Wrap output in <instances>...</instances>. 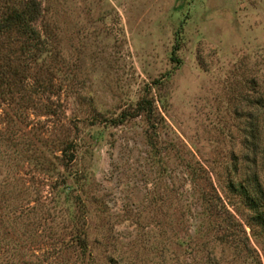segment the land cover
I'll return each instance as SVG.
<instances>
[{
  "label": "rangeland",
  "instance_id": "374dc122",
  "mask_svg": "<svg viewBox=\"0 0 264 264\" xmlns=\"http://www.w3.org/2000/svg\"><path fill=\"white\" fill-rule=\"evenodd\" d=\"M35 2L0 28V264H81L85 233V264L264 260L229 187L264 202V0Z\"/></svg>",
  "mask_w": 264,
  "mask_h": 264
},
{
  "label": "trees",
  "instance_id": "16d2710c",
  "mask_svg": "<svg viewBox=\"0 0 264 264\" xmlns=\"http://www.w3.org/2000/svg\"><path fill=\"white\" fill-rule=\"evenodd\" d=\"M36 0H30L28 2L25 3L24 7H20V8H14V10L7 15L4 19L0 18V28L1 29H9L11 27H18V28H26V26L29 25L30 22H32L38 15V5L35 2ZM150 105V110H152V103L151 100H149ZM141 105V104H140ZM253 135L255 136V138H257V132L256 130L253 131ZM253 136V137H254ZM257 143V140H256ZM250 147V146H249ZM254 147H256L255 149L257 150L258 146L257 144H255L254 142ZM258 151V150H257ZM244 158L249 159L248 154L244 155ZM250 165L255 164L252 160L249 161ZM236 170L237 167L235 168ZM235 170V171H236ZM248 170H250V166L248 167ZM249 173V171H248ZM251 173V171H250ZM230 181L229 187H232V190L235 191L234 193L236 195H239L241 198H243L246 203L249 205V209L252 211V214L249 216L248 219V224L250 225V227H252V229L254 228L255 224H259L262 227V232H261V236L264 237V202H262L260 199H258V197L256 195H259V191L261 194H263V191L260 189H256L255 187L250 188L249 184L243 180H240L239 182L236 181V176H234ZM203 198V202H205V204L207 203L205 196H202ZM210 208L208 206H204L199 208L197 210V214H207L209 213ZM254 232H255V228H254ZM255 234L259 235V233ZM77 244L80 248H82V254H81V264H85V260L87 259L86 257V249L88 248V243H87V238H86V233L84 235L82 234H78V237L76 239ZM258 257V258H257ZM257 257L255 256H250V258L253 260L254 264H264V260H262L260 258V256L258 255ZM90 262L87 264H92V257L90 255ZM118 264V263H115Z\"/></svg>",
  "mask_w": 264,
  "mask_h": 264
}]
</instances>
